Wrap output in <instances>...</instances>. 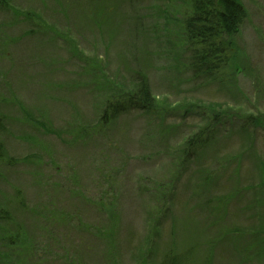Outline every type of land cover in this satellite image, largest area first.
Segmentation results:
<instances>
[{
  "label": "rangeland",
  "instance_id": "1",
  "mask_svg": "<svg viewBox=\"0 0 264 264\" xmlns=\"http://www.w3.org/2000/svg\"><path fill=\"white\" fill-rule=\"evenodd\" d=\"M238 1L195 80L189 0H0V264H264V0ZM143 79L152 108L102 124Z\"/></svg>",
  "mask_w": 264,
  "mask_h": 264
},
{
  "label": "trees",
  "instance_id": "2",
  "mask_svg": "<svg viewBox=\"0 0 264 264\" xmlns=\"http://www.w3.org/2000/svg\"><path fill=\"white\" fill-rule=\"evenodd\" d=\"M189 9L182 21L186 67L193 79L204 80L218 73L231 59L233 39L245 20V10L238 0H189ZM140 81L135 95L107 103L100 119L102 124L120 114L152 108L154 100L148 85L144 79ZM186 145V156H190L201 147V139L196 136L186 141ZM8 235L4 238L14 246L16 235L15 238ZM159 264H188V260L185 254L166 255Z\"/></svg>",
  "mask_w": 264,
  "mask_h": 264
}]
</instances>
